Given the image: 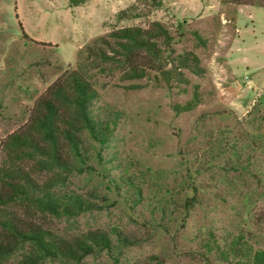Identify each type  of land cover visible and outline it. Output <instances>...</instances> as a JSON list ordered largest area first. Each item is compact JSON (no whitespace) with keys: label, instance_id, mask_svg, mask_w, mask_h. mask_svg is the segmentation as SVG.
<instances>
[{"label":"rangeland","instance_id":"374dc122","mask_svg":"<svg viewBox=\"0 0 264 264\" xmlns=\"http://www.w3.org/2000/svg\"><path fill=\"white\" fill-rule=\"evenodd\" d=\"M76 1L0 0V167L3 142L67 71L92 83L94 115L111 127L107 145L84 133L94 171L22 163L61 202L92 203L78 214L31 213L37 223L65 237L100 230L116 245L80 263L39 264H237L220 253L237 236L264 250V0ZM155 22L172 40L144 78L85 61L96 38ZM187 55L202 74L178 70ZM30 251L25 243L8 264Z\"/></svg>","mask_w":264,"mask_h":264},{"label":"trees","instance_id":"16d2710c","mask_svg":"<svg viewBox=\"0 0 264 264\" xmlns=\"http://www.w3.org/2000/svg\"><path fill=\"white\" fill-rule=\"evenodd\" d=\"M23 35L27 36L24 32ZM171 40L164 25L155 22L149 29L115 30L108 36L96 38L83 51L85 61L94 68L104 71L107 65L117 62L126 68V77L135 80L144 78L147 69H153L156 62L162 61ZM190 56L180 58L178 70L186 68L202 74L203 69L195 63L198 57ZM158 75L165 81L174 76L172 71L164 69H159ZM97 99V91L80 69L67 71L38 99L28 123L3 142L6 160L0 167V264H8L25 243L31 244V251L23 255L20 264H39L45 259L80 263L87 256L115 250L111 238L100 230L65 237L37 223L32 218L35 212L78 214L82 210L90 211L92 203L75 197L61 202L49 186L39 185L32 173L22 166L26 158L40 157L44 159L37 161L40 165L47 160L67 171H94L88 165L90 154L84 133L87 131L93 140L107 145L111 128L108 122L94 115L93 103ZM194 106L195 103H189L182 110L188 111ZM118 234L121 244L133 243L128 236ZM217 246V242L211 241L209 250H219ZM220 253L226 259L236 260L237 264H264V250L255 249L251 243L243 241V236H237L228 251Z\"/></svg>","mask_w":264,"mask_h":264}]
</instances>
